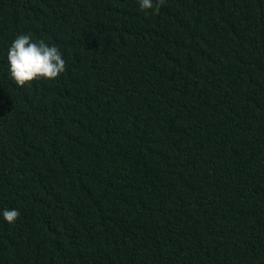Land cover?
<instances>
[{"label":"trees","instance_id":"1","mask_svg":"<svg viewBox=\"0 0 264 264\" xmlns=\"http://www.w3.org/2000/svg\"><path fill=\"white\" fill-rule=\"evenodd\" d=\"M4 208L0 264H264V0H0Z\"/></svg>","mask_w":264,"mask_h":264},{"label":"clouds","instance_id":"2","mask_svg":"<svg viewBox=\"0 0 264 264\" xmlns=\"http://www.w3.org/2000/svg\"><path fill=\"white\" fill-rule=\"evenodd\" d=\"M159 4L163 0H158ZM141 10L154 7V0H137ZM7 70L17 85L23 86L38 80H55L66 71V61L61 50L45 39H33L27 33L17 34L7 49ZM18 209L0 210V218L13 224L19 217Z\"/></svg>","mask_w":264,"mask_h":264}]
</instances>
